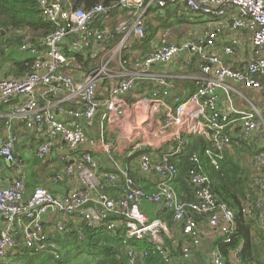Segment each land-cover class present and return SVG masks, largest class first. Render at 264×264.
I'll return each mask as SVG.
<instances>
[{"label":"built area","instance_id":"built-area-1","mask_svg":"<svg viewBox=\"0 0 264 264\" xmlns=\"http://www.w3.org/2000/svg\"><path fill=\"white\" fill-rule=\"evenodd\" d=\"M35 2L54 29L19 47L34 57L30 71L12 74L0 59V163L13 169L6 177L0 165V262L20 243L59 258L43 228L49 215L53 232H67L74 217L92 230L123 232L127 264H144L151 253L170 261L168 223L149 217L142 201L171 213L184 235V259L200 243L194 213L230 243L234 212L217 203L207 176L188 172L194 202L182 201L173 182L192 138L207 143L202 157L193 152L188 161L200 167L208 160L215 169L226 155L264 140V0H100L87 9L76 0ZM244 89L259 91L262 107ZM17 125L39 139L22 146L21 160ZM251 152L264 167V145ZM36 159L63 162L51 179L70 177L78 186L62 195L36 186L27 194L24 163ZM131 170L153 176L154 188L143 189ZM120 181L119 194L110 195L108 186ZM250 194L256 198L244 202L243 213L261 217L264 177ZM209 264H224L217 250Z\"/></svg>","mask_w":264,"mask_h":264},{"label":"trees","instance_id":"trees-1","mask_svg":"<svg viewBox=\"0 0 264 264\" xmlns=\"http://www.w3.org/2000/svg\"><path fill=\"white\" fill-rule=\"evenodd\" d=\"M109 1L103 0V3L107 5ZM98 2L100 0H76L75 7L84 5L83 7L87 9ZM52 29L54 27L51 23L43 20L40 16L35 0H0V59L9 62L10 73L22 75L31 69L34 57L29 56L19 48L24 43L25 38L29 37L27 42L30 45L37 44L40 38ZM2 107H0V111ZM2 124L3 119L0 118V126ZM206 143V139L201 137L190 139L187 153L181 156L177 162L179 175L175 180H181L184 185L183 192L187 196L182 201H196L195 189L188 177V172L195 169L206 175L208 187L217 203L227 205L234 212L235 229L231 242L225 243L222 237H218L220 244L217 251L222 256L224 264H264V256L262 258L264 237L258 232L253 235L251 230L257 224L256 216L258 214L255 213V216L249 217L243 213L244 202L253 201L256 198L255 195L250 194L251 186L255 178L264 177V167L259 168L254 165L253 161L241 157L242 149L234 151V155H226L221 161L219 169H215L208 160H200V167L188 161L187 155L193 152L202 157ZM247 162L249 163L247 164ZM25 173L26 193L30 194L34 187L41 186V179L36 177V171L30 172L27 167H25ZM131 175L134 177L132 170ZM63 183L59 181L55 185L59 187ZM117 188L111 187L113 191ZM48 190L56 191L55 189ZM146 204L152 203L147 201L141 203L144 212L149 217H162V211L158 210L162 207L156 205L158 207L156 212L158 213L153 215L144 207ZM171 225L172 227L176 226L173 222L168 223V226ZM123 237L124 233L121 231L92 230L80 221L77 227L72 226L67 232L48 234L49 240L57 244V250L60 253L59 258H54L53 254L49 252H37L29 249L20 243L7 254L0 264H71V260L75 256L74 250L82 254L88 253L92 264H127L121 247ZM20 239L19 236L18 240ZM130 244L136 245L138 248L150 247V243L147 244L145 241L131 240ZM235 248H239V252L236 261H231L228 256L232 254L231 251ZM177 255L182 256L181 248L179 246L171 247V256ZM165 258L159 253H151L144 264H174L171 261H166ZM184 262L182 260L177 264H184Z\"/></svg>","mask_w":264,"mask_h":264},{"label":"crops","instance_id":"crops-1","mask_svg":"<svg viewBox=\"0 0 264 264\" xmlns=\"http://www.w3.org/2000/svg\"><path fill=\"white\" fill-rule=\"evenodd\" d=\"M190 82H186L185 85H189ZM191 88V85L188 87H185V89L183 91H181V93H189V89ZM244 93L247 94V96L252 98V101L255 102L256 105H258L259 107H262V103H261V99H260V93L259 91L256 90H252V89H244L243 90ZM240 102H239V106H240ZM2 126V125H1ZM0 126V128H1ZM19 134V138L17 140V145H20L21 147L23 146H27L30 145V143H37L39 142L38 136L34 135V133L32 131L29 130H25L24 127L22 125H17L16 128ZM263 140V139H262ZM254 146H257V143L254 145L252 143H250L248 146H245V148H248L249 150H251L252 148H254ZM23 147L17 150V148L15 149V156L18 160L20 159V153L23 150ZM244 148V147H243ZM242 149V148H239ZM101 160L100 162L103 164L104 167H106L107 169H111L110 168V163L103 158V156H101ZM25 162V161H24ZM63 162L60 161H54V160H34V161H28L24 163V167H27L28 170H30V172L32 171H36V177L38 176L41 179L40 185L44 188H48V189H55L56 191H53L54 194L56 195H62L64 193H66L69 189L74 188L76 186H78V182L76 179H72V178H66L64 179L62 182H64L63 184H60L59 187H57L55 183L52 179L51 176L53 175L52 172H57V171H61L62 167H64L65 165H63ZM0 165L3 167V173L6 177H11L13 175V169L11 167H7V166H3L1 163ZM61 166V168L59 167ZM137 169V168H136ZM50 170V172H49ZM52 173V174H51ZM134 178L136 179V181L138 182V184L145 190H152L154 188V177L147 175V176H142L138 173V171L136 170L134 172ZM55 185V186H54ZM121 186H122V181L117 182L115 185H109L107 190L108 193L112 196L118 195L120 190H121ZM173 186L174 189L176 190L179 198L185 199L187 198V196L184 194V185L181 182L180 179L178 180H174L173 182ZM111 187H118L116 190L113 191V189H111ZM182 195V197H181ZM185 195V196H184ZM264 201V198H263ZM145 208L148 209V211L150 212V214L156 215L158 212H156V208H158L156 205H152V204H146V206H144ZM143 208V205H142ZM162 209V210H161ZM158 210L162 211L161 214V218L163 220H165L167 223H171L173 222L172 217H171V213L167 210H165L164 208H158ZM194 219L197 221V224L199 226L200 229V243L197 247H193L192 248V253L190 255V257L188 259H184L181 255H177L172 257L171 256V247L176 248L177 246H179V248H181L184 244H185V239H184V235L181 232L180 226L177 225L175 222H173L174 224H176V226H169L170 232H171V238L170 239H166L167 241L165 242L166 245L170 248V261L174 264L180 263L182 262V260H184V264H209L210 260H211V256L214 253V251L218 250V245L220 244L218 237H220L216 232H214L213 230H209L207 223H206V217L204 215L201 214H197L194 213ZM264 215V209L263 212L260 216H256L257 218V224L255 225L254 228H251L253 235L259 232V226L261 224V220L262 217ZM255 216V215H253ZM252 216V217H253ZM53 218V219H52ZM68 221L71 224V227H77L80 223V220L77 218H69ZM53 223H55V219L53 215H49V217H47V220L44 223V230L46 234H51L54 230L53 228ZM6 229V224L4 222H2V220L0 219V231ZM261 234V233H260ZM262 235V234H261ZM21 237V236H20ZM264 237V236H263ZM21 241V239H20ZM145 243H149L146 242ZM258 243V242H256ZM264 243V241H263ZM264 248V247H263ZM262 251V250H261ZM125 256V253L122 252ZM264 256V249H263V254H262V258ZM229 260L236 261V257H234L232 254L228 256ZM126 259V257H125ZM146 261V260H145Z\"/></svg>","mask_w":264,"mask_h":264},{"label":"rangeland","instance_id":"rangeland-1","mask_svg":"<svg viewBox=\"0 0 264 264\" xmlns=\"http://www.w3.org/2000/svg\"><path fill=\"white\" fill-rule=\"evenodd\" d=\"M25 41H29V37H26ZM7 62L8 61L3 60V63H7ZM263 145H264V140H258L257 146H263ZM241 157H243L244 159L247 158L250 161H253V159H254V156H253V153L251 152V150H249L248 148H245V147L242 148ZM241 157H240V159H241ZM249 162H247V164ZM245 163H246V161H245ZM59 167L61 168V166H59ZM73 254L75 256L71 260V264H92V260L90 261V255L88 253L82 254V253L77 252V250H74Z\"/></svg>","mask_w":264,"mask_h":264},{"label":"bare ground","instance_id":"bare-ground-1","mask_svg":"<svg viewBox=\"0 0 264 264\" xmlns=\"http://www.w3.org/2000/svg\"><path fill=\"white\" fill-rule=\"evenodd\" d=\"M24 171H25V167H24ZM53 193V192H52Z\"/></svg>","mask_w":264,"mask_h":264}]
</instances>
